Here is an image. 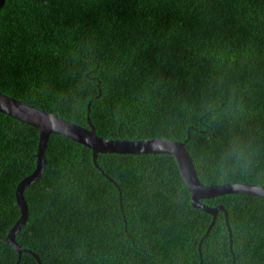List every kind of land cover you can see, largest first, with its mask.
I'll use <instances>...</instances> for the list:
<instances>
[{"label": "trees", "instance_id": "obj_1", "mask_svg": "<svg viewBox=\"0 0 264 264\" xmlns=\"http://www.w3.org/2000/svg\"><path fill=\"white\" fill-rule=\"evenodd\" d=\"M100 90L102 94L100 95ZM0 92L109 139L187 142L206 185H264V0H6ZM100 95L91 104V100ZM40 132L0 112V237ZM18 242L43 264H264V197L194 206L174 156L99 154L53 134ZM19 253L0 239V264ZM20 264H39L24 253Z\"/></svg>", "mask_w": 264, "mask_h": 264}, {"label": "water", "instance_id": "obj_2", "mask_svg": "<svg viewBox=\"0 0 264 264\" xmlns=\"http://www.w3.org/2000/svg\"><path fill=\"white\" fill-rule=\"evenodd\" d=\"M6 0H0V13L4 8ZM102 90H100V95ZM91 100L89 104V112H91L92 102L99 98ZM0 112L9 115L17 120L28 123L40 132V143L37 152V167L33 174L27 176L17 188V201L21 210V217L15 226L11 229L6 237L0 239L9 242L19 253L17 264L21 263L24 253L33 255L39 264H43L40 256L31 249L23 247L17 240L19 231L27 224L30 215V208L27 202L25 191L44 175L48 164L47 148L50 138L53 134H59L68 137L76 142L83 144L93 151L94 162L100 168L98 163L99 154H169L174 156L180 167L182 176L192 193V201L195 207L200 208L214 216V220L210 225L207 238L217 222L218 215L221 210L226 212L227 224L231 230L229 213L224 206L210 207L202 203V199H209L225 194H250L264 197V185H255L246 182L226 183L206 185L203 183L193 159V156L187 149V142L171 140L167 138H151V139H109L98 135L89 116L88 121L91 128L79 125L57 114L47 110L38 108L30 103L16 99L10 95L0 92Z\"/></svg>", "mask_w": 264, "mask_h": 264}]
</instances>
